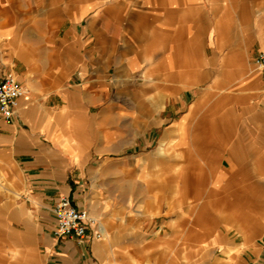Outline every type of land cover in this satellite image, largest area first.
Returning a JSON list of instances; mask_svg holds the SVG:
<instances>
[{"label": "crops", "instance_id": "crops-1", "mask_svg": "<svg viewBox=\"0 0 264 264\" xmlns=\"http://www.w3.org/2000/svg\"><path fill=\"white\" fill-rule=\"evenodd\" d=\"M262 1L0 0V81L26 90L0 115L12 264H264V214L245 234L264 192ZM62 196L102 238L54 236Z\"/></svg>", "mask_w": 264, "mask_h": 264}, {"label": "built area", "instance_id": "built-area-1", "mask_svg": "<svg viewBox=\"0 0 264 264\" xmlns=\"http://www.w3.org/2000/svg\"><path fill=\"white\" fill-rule=\"evenodd\" d=\"M255 61L264 71V51L259 52ZM25 93V88L13 72L5 74L0 81V115L5 121L12 123L17 119L20 99ZM53 212L57 217L53 234L57 238H75L83 244L88 239H99L104 235L99 218L89 210L76 206L68 196L60 198Z\"/></svg>", "mask_w": 264, "mask_h": 264}, {"label": "rangeland", "instance_id": "rangeland-1", "mask_svg": "<svg viewBox=\"0 0 264 264\" xmlns=\"http://www.w3.org/2000/svg\"><path fill=\"white\" fill-rule=\"evenodd\" d=\"M263 2H264V0L262 1V4H263ZM261 13H262L261 16L264 17V10H262ZM247 16H249V15H247ZM90 35L91 34L87 35V37H86L88 39L87 40V47H86L87 49H93V47H94V42H93L92 36H90ZM114 74H115V70L113 69V70H111V77H113ZM139 82H141V75L137 76V78H134V80L131 82L132 87H137L136 85L139 84ZM158 132L161 133V130H157V133ZM155 145H156V143L153 142V144H151V147L155 146ZM260 197H261V203H256L254 206V211H255V215H256L255 218H261V217H263V214H264V212H263V210H264V192L262 193V195H260ZM153 236H154L153 234H150L149 237H153ZM230 236L233 239H238V238H236V235L234 234V232H232L230 234ZM8 244H9V242H8L7 236L0 235V264H12V262H11L12 256L10 254L11 249H9Z\"/></svg>", "mask_w": 264, "mask_h": 264}, {"label": "bare ground", "instance_id": "bare-ground-1", "mask_svg": "<svg viewBox=\"0 0 264 264\" xmlns=\"http://www.w3.org/2000/svg\"><path fill=\"white\" fill-rule=\"evenodd\" d=\"M251 217H249L248 219H246V225H247V228L249 229V232L250 233H248L247 231H245V234H246V237H247V239L248 240H250V241H252L253 240V238H254V236H255V234H256V229H257V219H259V218H251Z\"/></svg>", "mask_w": 264, "mask_h": 264}]
</instances>
